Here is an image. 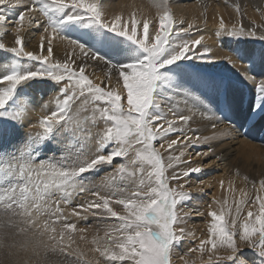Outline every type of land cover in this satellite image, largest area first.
<instances>
[{
  "label": "snow or ice",
  "instance_id": "snow-or-ice-1",
  "mask_svg": "<svg viewBox=\"0 0 264 264\" xmlns=\"http://www.w3.org/2000/svg\"><path fill=\"white\" fill-rule=\"evenodd\" d=\"M153 7L152 19L135 12L109 18L102 0H0V51L10 54L0 64V250L31 245L33 254H59L62 264H173L177 255L193 264L191 253L206 254L207 264H264V178L244 175L241 187L220 180L225 195L209 203L198 241L186 227L191 212L182 209L192 198L186 178L202 171L186 153L216 139L192 124L207 121L215 130L230 121L220 113L243 105L240 84L254 93L253 127V117L264 120V50L236 48L223 58L235 82L201 70L186 62L214 64L204 37L191 38L194 24L176 21L168 0ZM13 9L21 10L9 28ZM33 28L38 49L25 38ZM215 34L264 42V30L257 35L242 19L228 25L219 17ZM42 87L53 92L47 101L35 98ZM206 90L216 93L215 103ZM88 216L104 223L90 256L75 239L86 240L87 229L73 220ZM10 235L26 239L9 244ZM184 241L197 243L179 254Z\"/></svg>",
  "mask_w": 264,
  "mask_h": 264
},
{
  "label": "bare ground",
  "instance_id": "bare-ground-1",
  "mask_svg": "<svg viewBox=\"0 0 264 264\" xmlns=\"http://www.w3.org/2000/svg\"><path fill=\"white\" fill-rule=\"evenodd\" d=\"M184 1L189 0H179V2L182 4ZM247 1L249 3H246V9L244 12L246 17L249 20H258L260 17L264 18V15L257 16L255 14L254 10L252 9V6H254L252 0ZM102 3L104 11L109 18L114 17L115 15H122L123 17L127 18L128 16H130V12L132 10L137 11L136 15L138 19H143L144 16H147L149 19H152L156 17L157 13V9L153 7V0H103ZM261 3L264 2L261 1ZM204 9L205 13H201L199 11V8H197L193 4H188V2L187 5L183 4L176 7V14H174V18H176L175 20L183 21V26L185 27L188 23H193L194 28L190 31L189 34L191 38H199L200 36H203L204 40L202 43L207 45L211 49V52L214 54L212 57V61H214V64H205V62L202 61H188L186 63L196 64L200 66L201 70H207L213 73H220L223 75L232 76L233 81L235 82L236 75L233 70L229 69L226 65L223 64V58L226 55H230L231 51L237 48H231L233 41L236 40L229 39L230 37L228 38L227 36L219 38L215 35V32L218 28L219 17L222 16L225 22L229 25V23L233 20V17H237V14L236 12H232V15H229L228 13L223 12L221 10V7L219 5L217 6L216 4H214L212 0H209L208 6L204 7ZM15 10L17 12V9ZM12 15L14 14L12 13ZM12 15L9 14L10 22L8 23V26L12 25V21L15 19V16L13 17ZM25 38L28 42L29 49L33 48V46L38 49L39 34H33V31L30 30L25 33ZM221 39L222 41L220 42ZM249 39L247 40V42L249 41L248 43L242 42L240 47L238 48L253 49L255 45L253 43H257L258 41L257 39ZM5 42L10 45L13 42V35L6 34ZM54 51H57L55 49V41ZM100 51L102 52V50ZM58 54L61 56L64 55L62 51L58 52ZM6 57L8 59V56ZM2 63L3 62L0 61V64ZM89 71H91V69ZM98 75H102V73L97 71L93 75V78ZM239 87H241L243 89V93L247 95V103H243V105H237L231 111H225L224 113H220L221 115H226L230 119V121L223 120L217 122V128L215 130L211 128L210 124L207 121H201L198 119L192 124V127L194 129H199V134L201 136H211L213 132L216 133V139L211 142V145L202 143L194 148H190L188 150V153H186L185 157L189 160V163L192 167L199 166L202 168V171L200 173H193L189 178H186L187 183L185 185L186 189H191V194L194 190L198 191V194L202 196V201L199 202L197 199H192L191 203L187 206V208H183L184 212H191V216L188 218L186 225L187 229L195 232L197 241L199 238H203L205 235L204 234L203 237H201V233L199 231L201 222L207 220L206 215L209 211L207 204H203V202L207 200L205 198L222 199L225 195V193L219 186L220 180H224L225 187H227V182L229 180L235 179L236 187H241L243 186L241 178L244 175H248L250 178H254L257 180L260 178H264V120H259V118L253 117V119L258 120L256 125L253 127L254 120H250L247 126L245 125V121L248 119V102L249 100L254 99V93L251 92L250 86L240 84ZM52 94L53 93L50 94L43 90H41L40 94L36 92L34 93L37 101H40L41 98L44 101H47ZM205 94L214 103L217 101V95L215 92L211 90H206ZM219 100L221 106L223 107L222 95L219 97ZM31 119L35 122L38 119L37 114L34 113L31 116ZM209 146H211L215 150V155H210L209 157H200L195 155L197 151H207ZM216 156H219L220 158L216 159ZM237 170L240 173V176L238 177L235 176ZM199 181H204V184H198ZM198 188H203V192L199 191ZM213 207L215 208L216 205H213ZM196 210L199 211L200 215H197ZM74 219L76 218H73V220ZM84 222H86V220H79L78 224L81 226ZM25 239L26 238L24 236L13 237L10 235L8 238V243H15L19 245L20 243L24 242ZM197 241H192V244L195 245ZM185 248L188 249L189 246ZM182 249H184V247ZM29 251H31V249H29L28 252ZM19 252H24L26 255H28L27 252L20 250L18 247L12 248L10 251L7 249L0 250V264H11L12 262L14 263L17 256L16 254ZM195 256L197 255L195 254ZM22 259L24 260L26 259V257H23ZM173 264H183V261L179 259V255L173 258Z\"/></svg>",
  "mask_w": 264,
  "mask_h": 264
},
{
  "label": "rangeland",
  "instance_id": "rangeland-1",
  "mask_svg": "<svg viewBox=\"0 0 264 264\" xmlns=\"http://www.w3.org/2000/svg\"><path fill=\"white\" fill-rule=\"evenodd\" d=\"M154 1V0H153ZM203 1V2H202ZM208 1V2H207ZM236 1V2H235ZM261 1L262 2H264V0H260V1H258V0H252V2H253V4H254V6H252L253 8V10H254V12H255V14L258 16H261V15H264V3H261ZM102 2H103V0H102ZM187 2H188V4H193V5H195L197 8H199V11L201 12V13H205V9H204V7H206V6H208V4H209V0H189V1H184L183 2V4H186L187 5ZM206 2H207V4H206ZM212 2L214 3V4H216L217 6L219 5L220 7H221V10L223 11V12H226V13H228L229 15H232L231 13L232 12H236V14H237V17H233V20L229 23V25H231V24H233V23H236V24H239L240 22H241V19H242V22H243V24L245 25H251V24H255V27L257 28V35H260V33H261V31L262 30H264V29H262L261 28V26L262 25H264V18L263 17H260L258 20H249L247 17H246V15H245V9H246V3H249L247 0H212ZM236 3V4H235ZM182 3H180L179 2V0H168V6H169V8H170V11H171V13L173 14V17H174V14H176V7L177 6H180V5H183ZM241 5L240 6V14H238L237 13V11H236V5ZM245 7V8H244ZM14 11L12 12L14 15H12V13H9L10 15H12L13 17L15 16V14L18 12V10L19 9H17V12H16V10L15 9H13ZM132 10V9H131ZM244 10V11H243ZM243 11V12H242ZM133 12H135V13H137V11L136 10H132L131 12H130V15L133 13ZM11 16V17H12ZM174 19H176V18H174ZM10 22V20L8 21V23ZM10 26H12V25H9L8 27L9 28H11ZM32 31H33V34H40L39 33V30L37 31L35 28H33L32 29ZM37 31V32H36ZM216 35V34H215ZM217 36V35H216ZM218 37V36H217ZM220 37H224V36H219V38ZM229 38V37H228ZM229 39H232V38H229ZM252 38H250L249 40H251ZM247 40L248 39H244V40H240V41H233V44H232V46H231V48H235V47H240V45H241V43L242 42H246V43H248L247 42ZM254 40V39H253ZM222 41V39L220 40V42ZM258 42L257 43H253V44H255L254 45V50L257 52V53H259L261 50H264V42H261V41H259V40H257ZM229 42H230V40H229ZM102 50V52H101V54L103 55L104 53H105V49H101ZM6 56H8V58L10 57V54H8V53H5V52H2V51H0V61H2L3 63H5L6 61H5V59L7 60V57ZM2 59V60H1ZM4 59V60H3ZM2 63V64H3ZM41 90H43V91H46V92H48V93H53L52 92V90H50L49 88H47V87H42V88H40V89H38V90H36L35 92L36 93H39L40 94V92H41ZM8 150L9 151H12L13 150V148H12V145H9L8 146ZM45 154H47V152L45 153ZM99 175H103V173H100ZM192 198L190 199V200H188V201H186L184 204H183V206H182V209L183 208H187V206L191 203V200L192 199H197L199 202H201L202 200H201V197L202 196H200V194H198V191H193L192 192ZM204 196V195H203ZM205 199H207V200H205V201H207V202H203V204H207V206L209 205V203L213 200L212 198L211 199H208V198H205ZM205 204V205H206ZM207 216V215H206ZM74 218V217H73ZM193 219H195V218H193ZM75 220V222L77 223V225H78V227H82V228H86L87 229V231H86V233H84L83 235H85V237H86V240H84V241H81L80 240V238H79V236H80V234L79 233H77L76 234V236H75V239H76V246H78L81 250H83V251H85L86 253H87V250L89 249V248H91L92 247V245H91V243H90V241H91V239H92V237L97 233V231L99 230V234L100 235H103V231H104V223L103 222H101L100 220H98L96 217H93V216H90V217H88L87 219H86V222H84L81 226L78 224V222H79V220H76V219H74ZM195 220H197V219H195ZM206 223H207V220H205V221H202L201 222V225H200V228H199V231H200V236L201 237H203V235L206 233ZM186 227H187V225H186ZM12 231H14V230H12ZM23 237V236H22ZM187 243V244H186ZM195 246L194 244H192V241H184L183 243H182V245L178 248V253L179 254H184V253H186L187 251H188V249H186L185 247H187V246H189V247H191V246ZM184 247V249H182ZM29 249H31V245H30V247H29ZM245 251H248V252H251V250L250 249H245ZM20 253V254H19ZM19 253H17L16 255V259H15V262L13 263H11V264H62V261H63V257L62 256H60L59 254H53V253H47V256L45 255V252H44V250L43 249H40L39 250V252H38V254H33V252L32 251H27V253H28V255H26L24 252L22 253V252H19ZM9 254V253H8ZM24 254V255H23ZM89 256L91 255V253H87ZM195 254L197 255V256H195ZM26 255V256H25ZM38 255V256H37ZM254 255V254H253ZM19 256V257H18ZM23 257H26V259H22ZM28 257V258H27ZM36 257V258H35ZM29 258H31V259H29ZM186 259H188L190 262H193V264H206L207 263V255L205 254V256L203 257V259L204 260H202L201 259V257L199 256V254H197V253H191V254H189L187 257H186ZM46 260V261H45ZM30 261V262H29ZM58 261V262H57ZM203 261V262H202ZM206 262V263H205ZM102 264H103V262H102ZM257 264H259V262H258V260H257Z\"/></svg>",
  "mask_w": 264,
  "mask_h": 264
}]
</instances>
